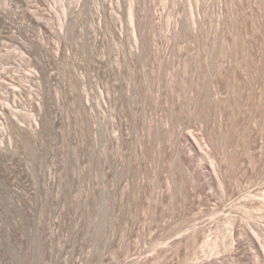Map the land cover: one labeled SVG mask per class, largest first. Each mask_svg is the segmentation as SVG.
Returning a JSON list of instances; mask_svg holds the SVG:
<instances>
[{"label": "rangeland", "instance_id": "obj_1", "mask_svg": "<svg viewBox=\"0 0 264 264\" xmlns=\"http://www.w3.org/2000/svg\"><path fill=\"white\" fill-rule=\"evenodd\" d=\"M0 264H264V0H0Z\"/></svg>", "mask_w": 264, "mask_h": 264}, {"label": "bare ground", "instance_id": "obj_2", "mask_svg": "<svg viewBox=\"0 0 264 264\" xmlns=\"http://www.w3.org/2000/svg\"><path fill=\"white\" fill-rule=\"evenodd\" d=\"M130 6H131V4H130ZM64 10H65V8H64ZM64 12H65V11H64ZM39 24L41 25V27H42L46 32H50L49 27H48V25H47L46 23L39 22ZM137 48H138V46H137ZM28 52H29V50H28ZM45 77L47 78V80H49V78H51L48 74H45ZM1 130H2V127H1Z\"/></svg>", "mask_w": 264, "mask_h": 264}]
</instances>
